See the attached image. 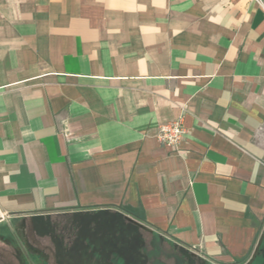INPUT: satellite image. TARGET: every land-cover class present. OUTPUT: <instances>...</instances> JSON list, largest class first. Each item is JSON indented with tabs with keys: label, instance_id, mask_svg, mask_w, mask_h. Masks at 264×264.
Segmentation results:
<instances>
[{
	"label": "crops",
	"instance_id": "0c3cea01",
	"mask_svg": "<svg viewBox=\"0 0 264 264\" xmlns=\"http://www.w3.org/2000/svg\"><path fill=\"white\" fill-rule=\"evenodd\" d=\"M179 118L184 141L172 152L158 127ZM20 218L45 233L83 219V249L90 233L112 249L136 227L203 264L257 259L263 9L0 0V233Z\"/></svg>",
	"mask_w": 264,
	"mask_h": 264
},
{
	"label": "rangeland",
	"instance_id": "374dc122",
	"mask_svg": "<svg viewBox=\"0 0 264 264\" xmlns=\"http://www.w3.org/2000/svg\"><path fill=\"white\" fill-rule=\"evenodd\" d=\"M76 221L84 220L56 219L52 232L47 233L39 225L41 230L35 228L34 221L32 230L28 218H20L14 226L7 224L8 232L0 233V264H203L191 252L136 227L132 233L113 237L112 249L102 248L100 240L93 241L100 234L90 233L91 248L83 249L81 240L86 234L82 228L78 230ZM258 256L264 264V249Z\"/></svg>",
	"mask_w": 264,
	"mask_h": 264
},
{
	"label": "built area",
	"instance_id": "2783aa9c",
	"mask_svg": "<svg viewBox=\"0 0 264 264\" xmlns=\"http://www.w3.org/2000/svg\"><path fill=\"white\" fill-rule=\"evenodd\" d=\"M264 11V0H252ZM157 141L162 147L178 152L179 145L184 141V128L182 119L165 123L158 127Z\"/></svg>",
	"mask_w": 264,
	"mask_h": 264
},
{
	"label": "flooded vegetation",
	"instance_id": "af4514ba",
	"mask_svg": "<svg viewBox=\"0 0 264 264\" xmlns=\"http://www.w3.org/2000/svg\"><path fill=\"white\" fill-rule=\"evenodd\" d=\"M261 260L260 259H256V258H254L253 259V261L251 262V263H249V264H261V262H260Z\"/></svg>",
	"mask_w": 264,
	"mask_h": 264
}]
</instances>
